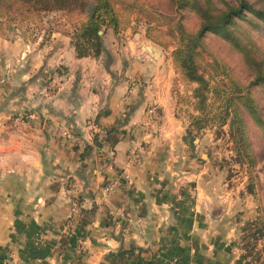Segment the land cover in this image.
I'll return each mask as SVG.
<instances>
[{
	"label": "crops",
	"instance_id": "obj_1",
	"mask_svg": "<svg viewBox=\"0 0 264 264\" xmlns=\"http://www.w3.org/2000/svg\"><path fill=\"white\" fill-rule=\"evenodd\" d=\"M103 45L108 59L75 58L70 42L56 37L29 45L22 62L23 47L0 42V80L11 74L0 83V264H235L202 188L182 187L195 175L176 169L185 143L168 75L139 61L142 46L133 40L122 51L130 70L115 73L122 54ZM82 62L90 69L81 73ZM52 68L59 80L46 91L41 81ZM147 105L155 118L144 124ZM14 116L24 123L14 125ZM110 129L123 132L114 143L103 138ZM112 179L121 184L103 194ZM71 198L81 210L65 239Z\"/></svg>",
	"mask_w": 264,
	"mask_h": 264
},
{
	"label": "rangeland",
	"instance_id": "obj_2",
	"mask_svg": "<svg viewBox=\"0 0 264 264\" xmlns=\"http://www.w3.org/2000/svg\"><path fill=\"white\" fill-rule=\"evenodd\" d=\"M112 1L120 27L116 34L105 29L101 37L104 44L116 48L115 53L122 54L120 71L115 70V73L130 70L122 51L133 40L142 46L136 58L157 66L159 76L168 75L173 117L181 127V139L185 143L184 163L176 162V169L185 167L195 175L182 187L189 188L191 193L195 185L202 188L206 202L203 206L215 221L214 232L229 240L235 264H264V87L252 82V68L243 63L232 45L207 31L199 40L195 57L199 73L207 80L205 102L200 106L192 96L196 84L181 76L172 59L177 35L193 34L199 28L198 13L180 6L179 0ZM208 1L214 14L235 4L234 0ZM6 14L0 13V42L23 47L19 57L22 62L29 54V45L51 42L56 37L58 43L70 41L72 28L82 18L81 11L76 9L11 13L12 18H6ZM241 30L248 38L235 33ZM234 34L241 44L251 40L256 60L264 57V23L249 17L248 22H238ZM100 63H103L102 57ZM80 66L81 73L90 69L85 62ZM58 72L59 68H52L44 73L41 81L44 90L56 89ZM5 73L10 81L11 74ZM141 82L138 83L143 84ZM233 87L239 91L233 103L238 106L243 121L250 163L235 148L230 134V116L223 117L224 98ZM240 95L251 101L257 119L241 106Z\"/></svg>",
	"mask_w": 264,
	"mask_h": 264
},
{
	"label": "trees",
	"instance_id": "obj_3",
	"mask_svg": "<svg viewBox=\"0 0 264 264\" xmlns=\"http://www.w3.org/2000/svg\"><path fill=\"white\" fill-rule=\"evenodd\" d=\"M234 1V5L228 6L215 14L211 13L213 6L209 4L208 0L204 2L200 0H179L178 2L180 6H187L191 11L198 13L200 20L199 28L195 33L177 35V45L172 51L175 69L187 82L196 84L192 90V96L197 99V103L200 106L205 102L207 80L199 73L195 57L199 40L202 34L207 31L220 36L228 44L232 45L241 56L243 63L247 67L252 68V82L264 87V57L256 60L252 55L251 40L249 39L241 44V41L234 34V29L235 27L237 28L238 22H248L249 17L264 23V0ZM71 9L80 10L82 14V18L77 21L69 34V42L75 58L90 57L96 59L100 56H105V59H108L109 54L104 48L101 35L105 29H110L113 34H116L120 27V19L112 0H0V13H8L4 15L6 18H12L11 13L69 11ZM98 31H101V33L98 34ZM235 33L248 38V35L242 30ZM238 93L237 88L233 87L230 95L226 94L224 105H222L223 117L226 115L230 116V134L235 148L250 163L251 157L246 142L243 121L240 117L238 106L233 103L234 95ZM240 96L241 106L253 119H257L251 101L245 95ZM115 134L121 136L123 132L110 129L104 133L105 137L103 138L105 141L114 143L117 140ZM100 138H98L97 134H92V142L95 147H100L101 140H103ZM88 148L89 146L87 145L83 147L84 150ZM64 237L69 239L66 236Z\"/></svg>",
	"mask_w": 264,
	"mask_h": 264
},
{
	"label": "built area",
	"instance_id": "obj_4",
	"mask_svg": "<svg viewBox=\"0 0 264 264\" xmlns=\"http://www.w3.org/2000/svg\"><path fill=\"white\" fill-rule=\"evenodd\" d=\"M8 80H9V75L7 73H5L2 77V79L0 80V83H6V82H8ZM154 110H155V108L153 106H150V105L145 108L144 120H143L144 124H146L148 121L155 118ZM12 123L14 125H22L24 123V120L20 116H14L12 118ZM62 136H64L65 138H69L71 140H76L74 135H72L71 133H68L66 131L62 132ZM131 157L134 159L135 153H132ZM123 177L125 180H127V175H124ZM120 184H121V182L119 179H112V180L106 182L102 186L101 191L103 194H108L111 191H113L114 189H116ZM79 211H80V202L76 198L71 199V201L69 202V206H68L67 217L64 220V222L62 223L61 228H60V233L63 236H66L68 238L73 237V235H74L73 234V224L79 215ZM76 245L78 247L77 250H79L82 246L81 243L78 241V239H76Z\"/></svg>",
	"mask_w": 264,
	"mask_h": 264
},
{
	"label": "water",
	"instance_id": "obj_5",
	"mask_svg": "<svg viewBox=\"0 0 264 264\" xmlns=\"http://www.w3.org/2000/svg\"><path fill=\"white\" fill-rule=\"evenodd\" d=\"M101 33V31H98V34H100Z\"/></svg>",
	"mask_w": 264,
	"mask_h": 264
}]
</instances>
